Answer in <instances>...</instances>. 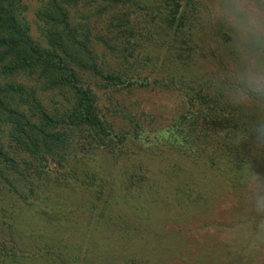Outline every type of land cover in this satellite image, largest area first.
<instances>
[{
    "label": "rangeland",
    "instance_id": "1",
    "mask_svg": "<svg viewBox=\"0 0 264 264\" xmlns=\"http://www.w3.org/2000/svg\"><path fill=\"white\" fill-rule=\"evenodd\" d=\"M136 1L143 2L80 0L68 9L73 24L86 23L91 33L103 35L117 30L110 26L113 14L129 13L136 31L130 41L144 45L129 71L151 84L115 90L87 72L82 83H91L115 131L132 129L123 116L127 112L148 133L110 151L76 145L77 136L69 135V146L46 157L40 169L22 168L19 158L23 175H11L15 188L0 183V264H264V210L256 207L254 196L257 186L264 189V180L252 177L234 186L232 178L223 180L210 169L207 179L205 170L160 136L189 109L180 80H201L211 87L228 82L235 100L259 107L255 112L264 129V95L249 99L238 87L240 73L253 59L264 63V48H253L252 37L237 27L245 13L264 23V0H195L196 23L183 45L178 39L171 44L172 32L164 39L151 30L145 20L150 21V10ZM22 2L21 18L45 45L35 12L46 0ZM96 50L100 60L118 65L106 48ZM165 76L173 79V87L159 82ZM57 95L39 92L48 112L66 105V94ZM106 106L120 112L110 114Z\"/></svg>",
    "mask_w": 264,
    "mask_h": 264
},
{
    "label": "trees",
    "instance_id": "2",
    "mask_svg": "<svg viewBox=\"0 0 264 264\" xmlns=\"http://www.w3.org/2000/svg\"><path fill=\"white\" fill-rule=\"evenodd\" d=\"M78 1L46 0L38 7L35 16L41 22L37 30L45 43L42 45L31 36L27 20L21 18L26 9L22 0H0V183L4 181V186L15 188L11 175L22 177L19 158L22 168L38 165L40 169L46 157L54 158L67 146L69 135L77 136L76 145L88 143L110 151L117 143L126 144L148 133L127 112L123 116L132 129L115 131L99 109L91 83H82L83 72H87L88 78L97 77L103 86L115 90L151 84L148 77L141 80L131 75L144 45L130 41L136 31L129 25V13L111 16L110 26L117 30H110L108 35L93 34L88 24H73L70 19L68 6ZM114 1L123 4L130 0ZM135 4L150 10V21L145 20L159 37L165 39L172 32L171 44L177 39L185 44L186 31L196 23L195 0H143ZM109 38H116L117 45ZM155 38L150 37L152 44ZM96 46L116 56L118 65H111L104 57L100 60ZM172 81L165 76L159 82L169 88ZM179 82L189 94V109L163 127L160 136L205 170L207 179L216 173L223 180L232 178L234 186L252 177L264 180V167H260L264 164V129L255 112L259 107L252 109L235 100L234 86L228 82H220L219 87L201 80ZM48 90L55 95L66 94V105L48 112L38 96ZM245 96L252 99L256 95ZM105 108L110 114L120 112L115 106ZM209 169L215 172L207 174ZM238 170L242 173L233 175ZM98 192L105 195L100 188Z\"/></svg>",
    "mask_w": 264,
    "mask_h": 264
},
{
    "label": "clouds",
    "instance_id": "3",
    "mask_svg": "<svg viewBox=\"0 0 264 264\" xmlns=\"http://www.w3.org/2000/svg\"><path fill=\"white\" fill-rule=\"evenodd\" d=\"M237 27L253 39L252 47L257 51L264 48V23L252 13H245L244 18L238 22ZM238 87L242 93L256 96L264 95V63L253 59L238 77ZM255 205L258 209L264 210V189L256 187Z\"/></svg>",
    "mask_w": 264,
    "mask_h": 264
}]
</instances>
